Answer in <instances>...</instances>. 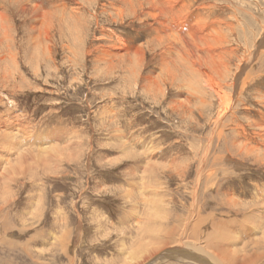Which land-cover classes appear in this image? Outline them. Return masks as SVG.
Returning <instances> with one entry per match:
<instances>
[{
  "label": "rangeland",
  "instance_id": "374dc122",
  "mask_svg": "<svg viewBox=\"0 0 264 264\" xmlns=\"http://www.w3.org/2000/svg\"><path fill=\"white\" fill-rule=\"evenodd\" d=\"M29 1L39 5L34 16L28 14L32 6L27 3ZM61 1L67 3V13L63 16L54 0L52 3L50 0L47 3L45 0H26L28 7L24 3L26 14L22 17L21 12H15L18 9H10L6 14L10 18L7 24L11 41L6 40L0 27V111L7 106L8 100L14 114H19L16 122L20 124L21 121L20 130L12 135L14 141H10V148L13 147L14 151L8 152L9 155L0 148V160L6 156L14 163V157L22 151L25 161L22 170L16 168L23 173L16 177L17 182H7L11 186L9 195L5 196L10 199L5 209H8V234L0 235V251L4 248L9 254L4 257L0 252V264H32V260L33 264H126L136 250L161 248L155 244L167 240L164 235L178 225L177 218L188 215L193 205L190 190L195 179L194 169L205 151L208 153L201 163L204 170L213 165L224 167V172L216 178L212 190L206 192V183L203 184L205 192L201 195L205 200H201V195L197 196L196 212L203 218L206 214L218 217L224 212L232 216L235 208L227 207L222 198L226 197L223 196L224 191L230 190V193L233 188L234 195L229 198L248 208L253 197L252 185L264 186V150L243 154L244 151L238 147L242 144L237 141L235 126L245 129L249 121H253L251 119H257L260 113H264L258 103L264 98V57L259 53L255 63L249 67L250 86L243 92L241 102L238 104L237 98L234 100L237 120L234 122L227 113L219 127L223 131L222 136L217 138L213 120L221 108L217 104L211 109L206 94L205 105L200 104L196 98L199 99L203 93L200 96L190 89L198 84L194 81L190 64L180 59L188 46L184 42L183 50L178 43L171 47L168 45L175 31H165L166 34L160 28L162 25L152 24L148 31L143 28L147 21L132 22L127 8L122 17L109 9L106 12L98 8L100 4L109 7L108 4L115 0H76L77 4L75 1ZM206 1L205 4L214 9L212 15L227 22L232 20L229 22L231 30L230 26L227 29L218 22L215 27V32L217 29L221 31L225 43L227 40L225 47L239 39L241 49L249 42L246 49L249 53L255 52L252 44L261 27L264 28V0ZM199 2L201 0H195L194 4ZM71 6L73 11H77H74L77 20L74 19L70 26L67 14L72 10ZM5 9L7 11V7ZM157 13L155 11L152 15ZM42 14L51 21L52 34L57 32L54 38H43ZM30 19L36 24H31ZM29 23L35 29V32H28L30 37L26 32ZM163 27L170 30L168 22ZM253 29H256L255 34ZM112 31L114 36L130 40L132 43H128L135 48L128 52L114 49L115 57L112 54L106 56V60H96L102 57L101 50L105 46L108 48L105 44L109 42L107 37H112ZM114 36L112 42L115 43ZM101 44L105 46L101 48ZM138 53L143 58H139ZM172 74L176 77L171 78ZM255 74L260 77L256 79ZM230 77L226 75L223 84ZM224 91L231 93L227 89ZM31 125L36 126L32 128V133H36L35 139L28 130ZM258 128H253V133L261 132L262 127ZM249 129L247 131L252 133ZM29 138L33 139V145ZM34 143L38 145L34 146ZM28 148L34 149L35 154ZM35 155L39 158H34ZM235 163L241 164L237 171ZM201 182H205L204 179ZM31 204L35 205L32 211L35 209L37 213L35 210L33 216L25 213L22 215L25 219L20 220L21 210L31 213ZM245 214L233 219L234 226L227 230V235L230 233L235 238L238 249L243 244L248 245V255L255 251L252 255L256 257L251 264H264L261 252L264 247V238L261 239L264 236V215L260 220L255 218L257 212ZM228 215L221 219L234 218V215L232 218ZM5 242L6 245L3 244ZM253 242L259 243L253 245ZM14 248L27 249L38 256L29 259L23 254L24 260L23 257L18 258Z\"/></svg>",
  "mask_w": 264,
  "mask_h": 264
},
{
  "label": "bare ground",
  "instance_id": "6f19581e",
  "mask_svg": "<svg viewBox=\"0 0 264 264\" xmlns=\"http://www.w3.org/2000/svg\"><path fill=\"white\" fill-rule=\"evenodd\" d=\"M33 1H35V0H33ZM47 1H49V0H45L46 3H47ZM51 1L52 0H50V2ZM69 1H71V2L75 1V3H76V0H69ZM98 1H97V4H98ZM205 1L206 0H204V1L201 0V2L197 3V5H196V4H194L195 0H124V1L123 0H115V2L113 1L114 3L111 2L110 4H108L109 7H106L107 5L100 4V6H98V8H101L103 11H105L106 9H109L113 12L114 15H116L118 17H122L124 11H126V8H127L129 13H130V18L133 19L132 22H134V20L141 21V22L143 21V23H144V20L147 21L146 25L143 27L146 30H148V29L151 30V24H152L155 26L162 25L160 28L162 30H164V32L165 31L166 32L167 31H175V34L172 35V37H174V38H172V37L169 38V42H168L169 44L168 45H169V47H171L175 43H178L181 46L183 45L184 42L187 44L188 50L186 51V53H183L181 55H180V53H178V54L180 55L181 61H184V62L186 61V63L190 64L189 65L190 71L194 75L193 76L194 81H196V83L198 84L196 87L194 86V88L190 87V89H192V91H195V93L197 91V94L200 93V96L203 93V95H202L203 97L201 96V97H199V99L196 98L200 102V104L205 105L206 101L204 100V96L206 94V95H208V98L210 99L211 109H214L213 106L214 105L216 106L217 104L221 108V110H219L217 113V116H216L217 119L215 118L213 120L214 130H216V134H217L216 136H217V138L218 137L220 138V136H222L223 131L220 130L219 127H221L220 124L224 123V120H225L224 116L227 113H230V117L232 118V120H234V122L237 120L236 116L234 115L233 103H234V100L237 98L236 101L238 100V104H239V102H241L240 98H241V96H243L242 95L243 92L246 90L247 86H250V84H249V81H250L249 78L250 77H249V72H248L249 67H251V65H253L255 63V59L259 56V53H260L261 57H264V28L261 27L260 34L256 37V39L254 38L255 41L253 42L252 47H253V49L255 48V52L253 51V52L249 53L248 50L246 49L249 42H246V46L241 49V47L239 46L240 43L238 42L239 39L231 41V44L229 43V46L225 47V45L227 44V40L225 43L224 37L221 38V36H222L221 31H219L217 29L218 33L215 32V27H216L217 22H218L219 25H221V26L224 25L225 28H227V29L230 26V30H231V25L229 22H231L232 20L227 22L228 20L227 21L221 20V18L220 19L217 18L216 15H212V12H214V9L212 6L206 5ZM25 2H26V0H0V25H1L0 27H1V32H3L7 41H11V39H10L11 37L9 36L10 26H8V24H7L9 22L10 18L7 17L8 15L6 13L8 11H10V9L11 10H14V9L17 10L18 9L15 12H21L20 16L22 17V14H26V13H24L25 12L24 5L26 4ZM54 2L58 3V9H59L60 14L62 16L67 13V9H66L67 3L64 4L65 1H64V3H62L61 0H59V1L54 0ZM123 2H125L126 6ZM27 3H31V2L29 1ZM81 4H82V2H81ZM31 5L32 6H31L30 12L28 14H31L32 16H34L35 13H37V11H38L39 7H37V6H39V5L37 3H34V4L31 3ZM45 5H48V4H45ZM26 6H27V4H26ZM49 6H51V5H49ZM88 6H89V4H88ZM5 7H7V11H6ZM40 7H42L41 3H40ZM94 7H96V6H94ZM214 7H215V5H214ZM71 8H72V10H70L67 14V20H68L67 23L70 24V26H71V24H73L74 19L77 20L76 14H74L75 10L73 11L72 6H71ZM85 8H86V6H85ZM47 9L49 10V8H47ZM53 11H54V9H53ZM155 11H157L158 13L152 15ZM39 12H38V15H39ZM47 12H49V11H47ZM75 12H77V11H75ZM106 12H108V11L106 10ZM125 13H127V12H125ZM209 13H210V16H209ZM202 14H203V17H201ZM9 16H11V15H9ZM19 17H18V20H19ZM47 17H48L47 15H43L42 19H41V23H40V25L43 27L42 29H45L44 30V37H43L44 39L54 38L57 34V32L52 34V31H54V28L52 26H49L50 25L49 23L51 21L49 22ZM12 18H13V16H12ZM20 19H22V18H20ZM32 19H30L29 22L31 24H36L35 23L36 22L35 17H34L35 20H32ZM23 20H24V18H23ZM37 20H38V18H37ZM53 20H55V19H53ZM38 21H40V20H38ZM170 21L172 22L171 25H169ZM24 22H23V24L25 26ZM166 22H168V26H169L168 28H170V30H167L163 27ZM56 23H57V21H56ZM95 23L97 24L98 22H95ZM138 23L142 24L140 22H138ZM31 24H30V26H27L28 27V30L26 29L27 34L32 33V31L35 32V29L33 27H31ZM134 25H135V23H134ZM97 26H98V24H97ZM152 28H153V26H152ZM153 29L155 30V27ZM254 30H256V29H253V32H254ZM212 31L214 32L213 35L211 34ZM160 32H163V31H160ZM160 32H158V33L160 34ZM231 33H233V32L231 31ZM98 34H100V32ZM254 34H255V32H254ZM93 35L94 34H92V37H93ZM111 35L113 37L114 32ZM156 35H154V37ZM28 36L30 37V34ZM104 37H106V36L104 35ZM112 37L111 36L107 37L109 42H108V44H105V45H107L108 48H106V46L103 44L105 46V48L101 50L102 57H98L96 60H98V59L102 60L101 58L104 59L106 56L110 57V55H112L114 53L113 52L114 49L116 51H123V52L127 51L128 52V50L131 51L132 49L135 48V45L128 43L130 40L125 41L121 37L115 35L114 36L115 37V43H114V42H112ZM14 38H16L15 34H14ZM31 38H33V37L31 36ZM107 38H105V39H107ZM94 39H96V38H94ZM94 39H92V41H94ZM97 39H98L97 41H99V38H97ZM245 39H247V38L245 37ZM102 40L104 41V39H102ZM31 42H33V41H31ZM94 42H96V41H94ZM105 42L107 43V40ZM101 45H99V46L101 47ZM103 45L101 48H103ZM136 47L139 48L138 46H136ZM152 48L150 50H152ZM183 48H185V46H182V49ZM98 51H99V49L97 50V53H98ZM140 51H141V49H140ZM140 51H139V53H140ZM89 52H93V50L89 51ZM188 52H189V54H188ZM139 53H138V55H140V57L139 56L138 57L141 58L142 56ZM247 53H249V54H247ZM89 54H92V53H89ZM115 55H114V57H115ZM170 55H171V53H170ZM176 55H177V53H176ZM7 56H8V54H7ZM123 56H124V54H123ZM123 56H122V58H123ZM132 56H134V55H132ZM199 56H203V57H199ZM0 57H2V56H0ZM131 57H130V59H131ZM170 57H172V56H170ZM125 58H126V56H125ZM160 58L162 59V57H160ZM199 58L202 61L199 60ZM111 59H113V58H111ZM164 59H162V61L163 60L166 61V58H164ZM105 60H106V58H105ZM123 60H124V58H123ZM204 62H205V67H203ZM137 64H139V62ZM189 66H185V67H189ZM108 68H109V66H108ZM186 69H184V70H186ZM134 71H136V70H134ZM258 72H261V71H258ZM171 73L172 72H170V74ZM185 73L186 72H184V74ZM231 74H233L232 78L230 77ZM172 75H173L172 77H171V75L169 77H171V78L176 77V74H175V76H174V74H172ZM226 75L230 77V80H228V82L225 83L227 85L223 84V82L225 81ZM253 75H254V72H253ZM259 77H260L259 74L255 76L256 79H258ZM200 78H201V80H200ZM172 80H174V79H172ZM251 80H253L252 77H251ZM0 81H1V79H0ZM169 82L171 84L172 81H169ZM2 83H3V81H2ZM185 89H187V88H185ZM224 89H227V91L230 90L231 93L225 92ZM164 92H166V91H164ZM189 92L191 94V91H189ZM192 95H194V93ZM198 96L199 95H197V97ZM6 99H8V98L6 97ZM7 101H6L7 106L3 110L0 111V148H3V150L6 152V154L8 152H11V150H12L11 148H13V147L10 148V145H11L10 141L11 140L14 141V139H15L12 137V135L14 136L13 133L18 132L20 130L19 126L21 124V121H19L20 124H18L16 122V118H18L19 114L18 113L14 114L13 111H15V110H13L10 107V106H12V104L8 105ZM258 103L261 104V106H262L261 108L264 109V98L262 101H259ZM262 112H264V111H262ZM257 119L256 118L251 119L253 121H249V124H248L247 128H245V129H244V127L235 126V131L237 134L236 136L238 139L237 141H239L242 144V145H238V147H239L240 151H244L243 154L246 153V155H249L253 152V150H258V149L264 150V113H260V115L257 117ZM22 125H25V124H22ZM211 125H212V123H211ZM24 127L26 128V125ZM35 127H36L35 125H31V127H28L29 132L32 133V131H33L32 128L35 129ZM258 127H262L261 132L257 131L256 134L253 133V131H252L253 128L259 129ZM248 128H250L249 131L251 130L252 133H249L247 131ZM22 129H23V127H22ZM17 134H15V135H17ZM19 134H22V133H19ZM35 134L36 133H34V134L32 133V136L34 135V139H35ZM24 135L27 136L26 134H24ZM30 140H26V142L30 141ZM32 140H31V142H32L31 145H33ZM210 141H211V139H210ZM17 142H18V140H17ZM37 145L35 144L34 146H37ZM250 145H253V146H250ZM27 147H28V145H26V148ZM26 148H25V150H27ZM28 149H29V151H31L32 148L31 149L28 148ZM32 150H33V153L35 154L34 149H32ZM13 151L14 150H12V152ZM21 152L22 151L18 152L17 155L14 157V159H13L14 163L11 161H8V158H6V156L1 157V160H0V168H1V170H0V183L2 184V185H0V235L8 234L6 232V229L8 227L6 225V221L8 219L7 218V215H8L7 210L8 209L7 210H5V209L7 208V205L10 204V202H9L10 199L8 198L9 200H7L5 196L7 194L9 195V192L11 190V186L7 182L9 181L11 183V182L15 181L17 176H20L21 174H23L22 171H16V168H18L19 170H22L24 167L23 163L25 161H24V157L22 156V154L24 152L23 153H21ZM31 153H32V151H31ZM207 153H208V151H205L204 153H202V156L199 158L198 164L196 165V167L194 169L195 179H194L193 183L191 184L192 186H191V190H190L191 191L190 195H192V199H193V205H192L188 215L184 216V218L182 217L181 219L177 218L179 221V222L177 221L178 225L173 227L172 230L168 231L167 235L164 233L165 234L164 237L167 239L166 240L164 238L166 240L165 242L159 241V243L155 244V245H159L161 248L153 249L151 247L150 249H147V248L143 247L139 250H136L130 256L129 260L127 259L128 262L126 261L127 262L126 264H251L252 261L255 259V257H256L255 254L252 255L255 251H253V253L251 255L250 254L248 255V253H249V251L247 253L248 245H245V244H243L242 246L240 245L241 247L239 249L235 247V245H236L235 241L236 240H235V238L232 237V235L229 232H228L229 235H227V230L230 231V228H233V226H234L233 219H237V215L239 216V215H241V214L243 215L245 213L251 214L252 212L253 213L257 212V214H254L256 216L255 218H258L261 220V218L264 215V186L261 184H260L261 186L260 185L259 186L252 185V187H254V191L250 189L251 191H249V192L252 193V191H253V194H251V196L253 195V197L251 198L252 200L249 201L248 208L243 207L244 204L243 205L240 204L239 202L236 201V199L229 198V197H232V195H234V193H233L234 188L233 189L231 188L232 192H230V193H229L230 190L224 191L226 193H224L223 196H226V197H223L222 200L226 202L227 207L235 208V210L232 213L234 215V218H232L233 215L230 216V215H228V213H225V212L218 217L206 214L205 217L203 218L202 216H200L198 214V212H196V209H195V204L197 205V202H196L197 196L199 197L202 193L205 192V190H206V192L209 190H212L213 187L215 186L216 178L218 176H222V174H223L222 171L224 170V167H221V166L220 167H218V166L214 167L213 165L209 166L208 170H204L203 165L201 163H202L203 157L206 158ZM36 155H38V153H36ZM36 155L34 158H36V159L39 158ZM229 158L230 157H228L227 159H229ZM5 163H7V164L5 166H3ZM235 165H236L235 167L237 168L236 171L239 170L241 167V164L239 165V164L235 163ZM180 178H181L180 180H183L182 176H180ZM202 179H204L205 182H201ZM16 182L17 181H15V183ZM205 183H206V187H205V190H203V184H205ZM200 184H202V186L200 189L201 191L199 192L198 190H199ZM235 195H237V193ZM10 196H12V195H10ZM34 200H36V199H34ZM201 200L204 201L205 196L201 195ZM246 203H248V202H246ZM33 206L35 207L34 204L30 205L31 213H30V211L24 212V210L23 211L21 210L20 215H19L20 216L19 219L20 220L23 219L24 216H22V215H24L25 213H26V215L32 214V216H33V212L35 210V209H33V211H32ZM248 210H250V211H248ZM36 213H37V211H36ZM223 215L224 216L228 215L232 219H229V220L223 219L222 220L221 218H223ZM36 216H38V214ZM198 216H199V218H198ZM204 219H205V221H204ZM242 219H244V218H242ZM232 221H233V223H232ZM251 222H252V220H251ZM255 223H257V222H254V224ZM237 224H238V222H237ZM240 224L241 223L239 222V225ZM20 225H22V224H20ZM251 227L254 228L253 224L251 225ZM35 229H36V227H35ZM260 229H261V227H260ZM248 230H249V228H248ZM248 230L246 231V233L248 232ZM224 231H225V233H224ZM34 232L36 233V230H34ZM164 232H165V230H164ZM256 233H257V231H256ZM251 234H253V233H251ZM36 237H37V235H36ZM244 237H245V235H244ZM231 238H233L234 241ZM263 238H264V236H262L261 239H263ZM169 239H170V242H167ZM237 239H240V238L238 237ZM3 241H5V240H3ZM26 241L29 242V240H26ZM262 241L264 243V239ZM140 242H142V241L140 240ZM258 243L259 242H255V243L253 242V245H257ZM3 244L6 245V242ZM7 245H9V242ZM143 246H145V245H143ZM16 249L17 250H15V248H14L13 250L17 251L16 253H18V258H22V257L24 258L23 254H25V256H27L29 259H32L33 256L37 255V254H33V252H30L27 249H21V248H19V249L16 248ZM0 252L2 253L1 256L4 255V257H7L9 254V251L7 249H4V248ZM258 252L260 253V250ZM261 252L264 255V247L261 250ZM15 255H17V254H13V256H15ZM19 256H21V257H19ZM14 258L15 257H13V259ZM125 258H127V257H125ZM29 259H27V260H29ZM18 260H20V259H18ZM24 260H25V258H24ZM261 260H263V259H261ZM33 262L34 261L32 260V264H33ZM8 263H10V262H8ZM36 264H37V262H36Z\"/></svg>",
  "mask_w": 264,
  "mask_h": 264
}]
</instances>
